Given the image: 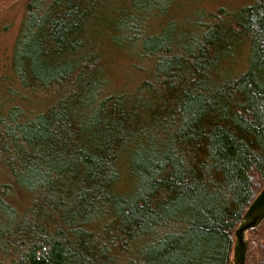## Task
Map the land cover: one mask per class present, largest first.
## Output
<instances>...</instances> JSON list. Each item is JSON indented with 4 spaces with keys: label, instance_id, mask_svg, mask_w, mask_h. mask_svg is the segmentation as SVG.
I'll use <instances>...</instances> for the list:
<instances>
[{
    "label": "trees",
    "instance_id": "obj_1",
    "mask_svg": "<svg viewBox=\"0 0 264 264\" xmlns=\"http://www.w3.org/2000/svg\"><path fill=\"white\" fill-rule=\"evenodd\" d=\"M170 2H26L2 79L0 264L232 263L264 187V0L183 25ZM103 42L142 63L129 92ZM245 264H264V221Z\"/></svg>",
    "mask_w": 264,
    "mask_h": 264
},
{
    "label": "rangeland",
    "instance_id": "obj_2",
    "mask_svg": "<svg viewBox=\"0 0 264 264\" xmlns=\"http://www.w3.org/2000/svg\"><path fill=\"white\" fill-rule=\"evenodd\" d=\"M28 0H0V106L11 102V90H16L14 82L6 85L8 78H13L10 68L14 41L23 19L25 4ZM255 0H171L169 14L183 25L184 21L192 20L195 12H200L203 16L216 12L222 8L225 11L237 10L238 8L250 5ZM190 21H187V23ZM157 24L150 22L147 28L153 31ZM185 28V27H184ZM189 30L190 28H185ZM156 31V30H155ZM104 45V46H103ZM100 51H103L105 59L106 78L112 84L111 91L129 92L138 82L139 68H143L142 63L137 61L127 51L111 46L107 42L101 44ZM6 79L3 82L2 79ZM13 80V79H12ZM15 100V98L13 99ZM13 103V102H12ZM32 110V107L25 108ZM34 110V109H33ZM1 179V177H0ZM19 197V196H18ZM21 200V198H18ZM19 202V201H18ZM16 205V204H14ZM18 205V203H17Z\"/></svg>",
    "mask_w": 264,
    "mask_h": 264
},
{
    "label": "water",
    "instance_id": "obj_3",
    "mask_svg": "<svg viewBox=\"0 0 264 264\" xmlns=\"http://www.w3.org/2000/svg\"><path fill=\"white\" fill-rule=\"evenodd\" d=\"M264 221V187L252 201L239 225L234 231L233 258L231 264H245L247 254V234L258 228Z\"/></svg>",
    "mask_w": 264,
    "mask_h": 264
},
{
    "label": "bare ground",
    "instance_id": "obj_4",
    "mask_svg": "<svg viewBox=\"0 0 264 264\" xmlns=\"http://www.w3.org/2000/svg\"><path fill=\"white\" fill-rule=\"evenodd\" d=\"M262 190V189H261ZM260 193V192H259Z\"/></svg>",
    "mask_w": 264,
    "mask_h": 264
}]
</instances>
